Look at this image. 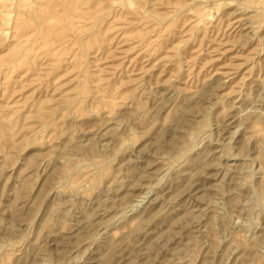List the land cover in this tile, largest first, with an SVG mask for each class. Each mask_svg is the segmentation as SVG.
<instances>
[{
  "label": "rangeland",
  "instance_id": "obj_1",
  "mask_svg": "<svg viewBox=\"0 0 264 264\" xmlns=\"http://www.w3.org/2000/svg\"><path fill=\"white\" fill-rule=\"evenodd\" d=\"M0 264H264V0H0Z\"/></svg>",
  "mask_w": 264,
  "mask_h": 264
},
{
  "label": "bare ground",
  "instance_id": "obj_2",
  "mask_svg": "<svg viewBox=\"0 0 264 264\" xmlns=\"http://www.w3.org/2000/svg\"><path fill=\"white\" fill-rule=\"evenodd\" d=\"M143 221V220H142Z\"/></svg>",
  "mask_w": 264,
  "mask_h": 264
}]
</instances>
